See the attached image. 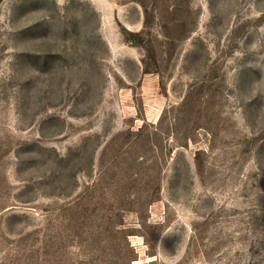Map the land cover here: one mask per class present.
<instances>
[{"label": "rangeland", "instance_id": "obj_1", "mask_svg": "<svg viewBox=\"0 0 264 264\" xmlns=\"http://www.w3.org/2000/svg\"><path fill=\"white\" fill-rule=\"evenodd\" d=\"M0 264H264V0H0Z\"/></svg>", "mask_w": 264, "mask_h": 264}]
</instances>
